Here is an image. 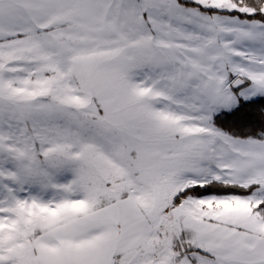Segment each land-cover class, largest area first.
Instances as JSON below:
<instances>
[{
  "label": "snow or ice",
  "instance_id": "snow-or-ice-1",
  "mask_svg": "<svg viewBox=\"0 0 264 264\" xmlns=\"http://www.w3.org/2000/svg\"><path fill=\"white\" fill-rule=\"evenodd\" d=\"M0 264H264V0H0Z\"/></svg>",
  "mask_w": 264,
  "mask_h": 264
}]
</instances>
